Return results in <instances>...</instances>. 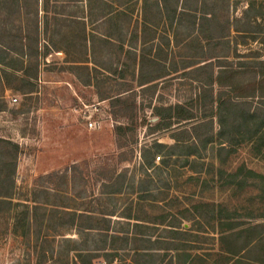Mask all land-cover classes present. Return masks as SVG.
<instances>
[{"label": "rangeland", "instance_id": "1", "mask_svg": "<svg viewBox=\"0 0 264 264\" xmlns=\"http://www.w3.org/2000/svg\"><path fill=\"white\" fill-rule=\"evenodd\" d=\"M112 1L39 0L36 36L41 56L21 65L13 56L6 62L7 67L0 68V103L5 107L0 111V139L11 141L20 149L11 204L17 209V205L26 203L35 188L51 187L54 191H63L69 199L65 202L73 208L87 210L93 215L113 211L110 221L118 224L114 230L118 232L114 235L119 239L125 237L119 232L122 227L124 232L128 231V238L131 235L144 237L147 242L130 241L112 264L148 263L149 258L141 259L138 256L141 254H135L132 249L150 248L158 239L190 253L195 264L215 261L227 264L217 256L214 225L220 215L225 222L240 224V229L259 232L260 243L264 245V157L257 154L249 142L232 148L231 153L220 150L215 140L218 126L214 107L208 98H201L204 104L193 102L196 96H209L210 93L216 96L226 89L210 85V75L214 78L221 72L218 66L224 69V75L233 73L234 84L252 79L264 66V46L258 43L263 42L264 37L260 33L249 36L245 45L239 47L234 43L240 39L233 33L226 39H219L217 35L226 34L221 31L225 16L216 6H223L203 0L200 12L211 11L214 5L216 12L212 19L216 21L211 26L221 30L207 31L208 25L206 22L204 25L201 13L190 12L174 21L171 28L168 24L159 25L153 46L155 49L159 44L164 47L170 43L171 48L164 47V52L158 55L166 59L148 62L142 58L138 64L142 73L165 74L147 88L138 89L133 76V60L128 56L116 60L117 40L112 36L108 38L106 30L102 33L101 47L95 40L97 32L101 34L97 28L100 14L95 8L102 3L105 11L107 6L112 9ZM255 3L256 8L262 4L258 12L262 13L263 3L260 0ZM115 4V11L128 13L123 14V22L126 15L130 21L134 17L135 23L138 20L141 25L147 23L142 0H120ZM244 5V2L232 0V15L234 11L240 14ZM21 8L19 27L25 31L28 24L30 32L34 33L33 14L27 17ZM151 15L156 16L155 12ZM260 22L264 29V16ZM175 25L180 26V30L177 31ZM254 39L258 41L254 43ZM55 47L66 49L68 55L54 54L58 51ZM131 47H135L133 43ZM141 48L138 54L150 57ZM45 50L53 53L44 59ZM103 52L109 53L105 57ZM107 58L112 59L111 65L106 63ZM114 65L116 67L112 68ZM166 70L172 73L168 75ZM117 100L120 103L117 104ZM258 100L255 97L247 101L255 106ZM173 104L186 105L192 111L193 120L173 123L170 130L161 129L150 134L149 129L156 122L154 110ZM84 115L96 122V129L87 128ZM119 125L129 128L124 136L115 135L114 129ZM193 126L196 128L193 134L200 139L214 138L201 158L188 157L183 165V156L171 157L162 165L161 154H158L153 156L152 168L143 166V149L153 141L172 145V133L188 131ZM124 171L132 184L127 185L130 181L125 178L121 193L107 198L101 193V185ZM247 171L263 179L245 177ZM49 174L53 176L46 179ZM230 175H237L235 183L225 184ZM12 225V217L1 212L0 264L66 263L65 246H60V242L62 238L75 239L72 230L60 237L51 236L49 246L37 244L35 247L32 238L21 236L19 224L16 229ZM169 226L175 228L176 234L170 233ZM117 241L115 246L121 249L123 244ZM258 249L259 244L255 251ZM56 253L60 255L58 261ZM167 253L170 258L175 254L173 249ZM249 255L253 256L251 251ZM167 258L156 264L177 263ZM199 259L204 262L200 263ZM94 264H106V261L100 257Z\"/></svg>", "mask_w": 264, "mask_h": 264}, {"label": "trees", "instance_id": "2", "mask_svg": "<svg viewBox=\"0 0 264 264\" xmlns=\"http://www.w3.org/2000/svg\"><path fill=\"white\" fill-rule=\"evenodd\" d=\"M38 1L0 0V68L7 67L8 63L6 62L11 60L13 56L19 59V65L33 59L36 60L41 56L37 41L38 37L36 36ZM202 1L198 0V2ZM247 2V7L242 12L239 20L233 19L229 25L226 22L224 29H226L227 34L230 26L235 33H240L243 39L245 37H253L257 33L262 34L261 28L257 26L256 21L257 18L264 16V11L258 13L262 9V4L260 6L257 5L256 8L255 0H247ZM185 5L186 1L184 0L183 6ZM21 7H23L27 17L33 14L34 33L30 32L28 24L25 25V31L22 26L19 27ZM240 22H242L241 29L237 28ZM217 36L220 37L219 39H225L224 36ZM51 53L48 50L44 59ZM259 62L263 63V61ZM218 70H221V72L216 73L214 78L213 75H210V85L216 84L226 89L216 96L211 93L209 96L205 94L196 96L193 102L204 104L201 98L203 100L208 98L210 104L214 107V115L217 118L218 126L215 140L218 142L220 150H228L231 153L233 151L232 148L249 142L253 145V150L264 157V66L255 72L252 79L241 84L232 83L233 73L230 72L224 75L222 73L224 69L219 66ZM255 97L259 100L255 106H252V102L247 100ZM116 102L117 104L120 103L118 100ZM4 108V105L0 103V111ZM154 112L156 122L150 127V134H154L161 129L170 130L173 123L177 124L193 120L192 111L182 104L156 108ZM211 127L212 124H209V128ZM195 129V126H193L188 131L182 130L172 133V145H164L153 141L141 153L143 166L148 169L152 168L153 156L158 154H161L162 165H166L167 159L171 157L178 158L177 156H183L185 158L183 165L186 164L188 157L201 158L202 153L206 151V148L213 142L214 138L206 136L204 139H200L193 134ZM128 131V127L121 125L114 129L117 136H124ZM181 135L182 137H180ZM225 146L228 149L224 148ZM18 153H20V149L17 144L0 139V213L5 211L8 217H12L13 228L16 229L19 224L21 236L23 238H32L35 247L37 244L40 247L49 246V243H51L49 240L53 238L51 236L60 237L62 233L72 230L75 239L62 238L60 242V246H65V252L63 253L66 259L65 264H94V261L100 257L106 261V264H112L120 256L117 255L118 252H122L130 241L133 240L134 243L141 242V244L147 242L144 237L131 235L128 238V231L124 232L122 227L119 232L124 234L122 236H127L128 239L125 237L119 239L118 236L114 235V232H118L114 231L116 230L115 226L118 224L110 221L111 217L114 216L113 211H101L97 215H93L94 213L87 210H79L76 209L77 207L73 208L65 202L69 199L65 198L63 191L57 189L54 191L51 187L35 188L31 191L26 203L20 206L17 205V209H15L11 204V200L14 193V174ZM245 175V177L249 178L257 177V179H263L251 171H247ZM52 176L53 174H49L46 179ZM125 178L126 171L111 177L108 183L101 185V193L105 194L107 198L121 193ZM236 178L237 175H230L224 183L234 184ZM127 180L130 181L127 185H131L132 181L129 178ZM218 215H220V212ZM215 224L214 230L217 234L218 242L217 256L222 258L224 262L227 264L263 263L264 248H262L263 246L260 243L259 232L250 229H240V224L234 221L225 222L221 219V215L216 217ZM134 225L138 226L136 223ZM169 228L170 233L176 234L174 233V227L169 226ZM240 237L242 238L240 239ZM116 241L123 244L121 249L116 248ZM162 242L158 239L150 248L132 250L137 255L141 254L138 255L141 259L149 258L150 260L146 264H156L167 257V260L171 261L172 258L167 253L169 249H173L175 252L176 264H195V261H193L194 257L190 253L179 251V248L173 247L172 244ZM161 244L163 245L161 246ZM258 244L260 249L255 253V246ZM155 246L156 248H154ZM160 251L163 252L162 255L159 253ZM250 251L253 256L249 255ZM50 252L52 258L53 251L50 250ZM55 255H57L56 261H58L60 255L58 253ZM198 261L200 263L204 262L203 259ZM216 262H213V264H216ZM58 263H60V260Z\"/></svg>", "mask_w": 264, "mask_h": 264}, {"label": "crops", "instance_id": "3", "mask_svg": "<svg viewBox=\"0 0 264 264\" xmlns=\"http://www.w3.org/2000/svg\"><path fill=\"white\" fill-rule=\"evenodd\" d=\"M118 1H120V0H113L112 1L113 2L112 9H111V7L107 6L108 11L107 10L105 11V9H104L105 6L102 3L99 5V7L95 8V12L96 13L99 12V14H100L99 19L97 18L98 19L97 20V24H98L97 28L101 32V34L100 33L98 34V32H97L95 40H96V43L99 42V47H101L100 45H102L103 43L100 40L104 39V36H103L104 34H102L103 30H106L105 32L108 35V38H110V36H112L113 39L117 40V42H118V45H117L118 49L117 50L119 52H118V56H117L116 60L119 61L118 58H120V57L127 58L126 56L130 57V59L133 60V62L135 63V66L133 68V72H134L133 76L135 78V81L138 82L137 83L138 89L147 88L148 86H150V85L154 84L156 81H158L165 74V73L162 74V72L160 73L157 71H154V72L149 73V74L142 73L139 69V64H138L142 58H145V61H148V62H155L157 60L159 61L161 59H164L165 57H159L158 55L160 53L164 52V50H163L164 47L166 49L169 47L171 48V44L170 43L168 44V42H167V45H164V47H163V45L159 44V47L157 48V46H156V48L154 49V46H153L155 43L154 38L156 37L155 35L159 29V25L163 26V24H168V26H170V28H171L172 23H175L174 21L177 22L178 19L181 18L182 15H184V13L190 12V13H195V15H196V13H201L203 19L205 20V21H203L204 25H205V22H206V25H208L207 31L210 29H212L216 32H218V30H221V29H216L217 27L213 28L211 26L214 24V23L213 24H211V23L213 21H216V19H212L213 12H216V11H214L215 6L213 5L212 7H210L208 5V7L211 8L210 9L211 11L204 13V11L202 10L200 12V10H199L200 9V2H198V0H185L186 1V5H185L186 7L183 6L184 0H142V11H143V13L146 12V15H145L146 18L144 16V19H146V22H147L144 25H141L142 23L140 20H138V23H135L134 17L130 21V17H128L126 15H125L126 21L123 22L122 21L123 14H128V13L127 12L124 13V11L122 12L120 10L115 11V9L117 8L115 3ZM210 1L215 2V3L216 2L220 3L223 6V7H220V5H218L216 7H219L222 9L223 15L225 16V24H226V22H228L227 25L231 24L233 19L237 21L241 18L242 12L246 9L247 3H248L247 0H237L240 3L244 2L245 5L243 7H241V9L239 11L240 14L239 13L235 14L236 11H234V13L232 15V10H231L232 9V7H231L232 0H210ZM260 1L263 3V6H264V0H260ZM106 4H107V2H106ZM121 12H122V15H121ZM152 12H155L156 16H154V15L152 16L151 15ZM147 14H148V17H147ZM260 19L261 18H257V20H256L257 26H259L261 28L262 34H260V35L262 37H264V29H262L263 26L261 25ZM181 21H182V19H181ZM103 22H105L106 25H104ZM241 25H242V22H240V24H238L237 28L241 29ZM136 26H138V27H136ZM176 29H177V31H178V29L180 30V26H179V28L176 26ZM221 31H226V29L221 30ZM151 33H153V35H151ZM179 33H180V31H179ZM231 33H233L236 36V38L240 39L239 41H236L234 43L236 45L235 47L245 45V41H246L247 37H245L243 39L241 34L235 33L231 26L228 30V34H227V32H226V34L223 33V34H225V36H224L225 39L228 38L229 34H231ZM257 41L258 40L254 39V43H256ZM128 43L130 45H128ZM132 43L134 44L135 47H131ZM258 43H259V45L264 46V41L263 42L261 41ZM150 45H151V47H150ZM229 45L231 47V43H229ZM140 46H142L141 50L143 49L145 52H148V55L150 57L143 56V55H141V53L138 54V52H141L140 49H138V48H140ZM134 48H137V50ZM55 50H58L57 47H55ZM62 52L66 56L68 55V51L66 49L63 51L62 50L54 51V54H57V53L61 54ZM101 52L102 51H100L99 53L101 54ZM108 53L103 52L102 54H104L103 56L106 57V55ZM49 56H47V57H49ZM106 61H107L106 63H110V65L112 64V59L107 58ZM115 67H116V65L112 66V68H115ZM107 68L110 70L111 66L108 65ZM166 72L168 75L170 73H172V71H167V70H166ZM121 76H124V73H122ZM121 78H123V77H121ZM132 83H133V80H132ZM211 236H215V235L212 234ZM262 246H264V245H262ZM160 252H162V251H160ZM255 252H258V250ZM172 257H173L172 260L177 262L175 254Z\"/></svg>", "mask_w": 264, "mask_h": 264}, {"label": "built area", "instance_id": "4", "mask_svg": "<svg viewBox=\"0 0 264 264\" xmlns=\"http://www.w3.org/2000/svg\"><path fill=\"white\" fill-rule=\"evenodd\" d=\"M13 102H15V100H13ZM84 120L86 121V126L88 129H96L95 126H96V122L92 121L90 117H86V115H84Z\"/></svg>", "mask_w": 264, "mask_h": 264}]
</instances>
